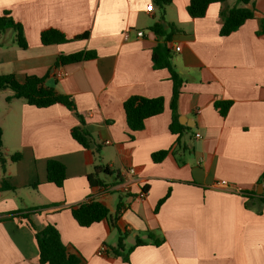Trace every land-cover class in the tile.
Wrapping results in <instances>:
<instances>
[{"label":"crops","instance_id":"1","mask_svg":"<svg viewBox=\"0 0 264 264\" xmlns=\"http://www.w3.org/2000/svg\"><path fill=\"white\" fill-rule=\"evenodd\" d=\"M188 3L173 0L164 9L165 22L180 29L168 44L183 79L173 112L171 74L152 61L153 49L163 44L150 29L160 19L152 0H0V16L9 12L27 42L21 48L12 28L0 35V76L46 77L48 86L70 96L111 172L100 174L106 186H90L99 159L73 139L79 120L64 105L7 102L13 92L0 91L7 158L4 169L0 163V264H40L35 231L17 215L26 213L38 229L55 225L84 264H264V0L241 5L254 18L226 37L220 35L222 4L192 19ZM51 28L69 39L89 36L43 45L41 32ZM83 50L97 57L57 64L61 54ZM60 71L68 75L58 77ZM133 95L162 97L165 109L130 138L124 102ZM217 101L232 102L226 116ZM173 117L181 135L171 132ZM161 150L171 152L155 163L152 155ZM14 153L22 155L17 162L9 158ZM50 159L66 167L61 188L47 181ZM89 198L117 216V228L107 220L89 227L76 222L71 206ZM149 232L164 242L153 245ZM121 234L127 249L138 238L148 242L129 262L111 253Z\"/></svg>","mask_w":264,"mask_h":264},{"label":"trees","instance_id":"2","mask_svg":"<svg viewBox=\"0 0 264 264\" xmlns=\"http://www.w3.org/2000/svg\"><path fill=\"white\" fill-rule=\"evenodd\" d=\"M153 5L160 9V19L151 26V30L163 40V44L158 45L153 49L152 61L156 69L166 68L171 74L173 82V97L171 108L176 111L177 102L181 93L183 79L179 72L175 69L172 62V52L168 44L172 41L174 34L179 33L180 29L175 24L166 23L164 20V9L170 5L173 0H152ZM228 0H189L187 5V13L192 19L205 17L207 10L212 4H222L220 11L222 26L220 35L222 37L229 36L231 33L241 28L248 20L254 18V11L241 5L248 4L250 0H238V5L228 6ZM8 28H12L15 33L17 44L21 48L27 47V42L24 36L23 27L20 23L15 22L9 12H5L0 16V35ZM264 33V24L263 30ZM86 32L83 35L69 39L66 35L57 29H46L41 32L40 38L43 45L63 44L72 40L88 38ZM97 57L95 51H79L72 54L58 56L57 64H70L81 61L94 59ZM9 89L13 92L12 95L6 98L7 102L13 99H22L27 104L37 108H47L55 104H62L68 110L72 111L79 120V124L72 128L71 135L85 149H94L99 159V166L95 173L88 175V181L91 187H104L106 183L100 177L101 173L111 174L107 166L102 164L100 154L101 147L94 144L93 136L87 128V123L84 117L78 112L75 102L70 96L60 94L54 87L46 84V77H38L34 75H26L19 78L15 74H7L0 76V91ZM231 101H217L216 109L222 116H226L230 107ZM165 109V100L162 97L148 98L138 95L129 97L124 102V110L129 129V137L133 138V134L144 129L145 121L153 116L163 113ZM173 134L181 135L183 128L177 125L174 120L170 125ZM180 137V136H179ZM179 139V138H178ZM180 142V141H178ZM3 147V131L0 127V163L2 168H5L7 158L2 153ZM171 152V150H161L153 153L152 159L155 163L162 162ZM20 153H14L9 156L10 160L17 162L21 159ZM67 179L65 165L56 159H50L47 162V181L55 184L57 187H63ZM170 190L167 195L161 199L155 212L157 213L161 205L169 197ZM72 215L76 222L82 227H89L95 223L107 220L112 228H117V216L111 214L109 208L101 201L89 198L81 203L71 206ZM21 218H26L30 227L35 231V239L39 251L40 264H84L85 258L73 246L66 245L62 239L57 227L53 224H47L42 229H38L30 219V214H17ZM149 240H152L153 245H161L164 239L156 240L152 232H149ZM125 234H121L116 247L112 248V254L116 257H122L125 262H129L130 253L139 246L146 245L148 242L137 239L134 246L126 248Z\"/></svg>","mask_w":264,"mask_h":264},{"label":"built area","instance_id":"3","mask_svg":"<svg viewBox=\"0 0 264 264\" xmlns=\"http://www.w3.org/2000/svg\"><path fill=\"white\" fill-rule=\"evenodd\" d=\"M137 34H138V36H143L144 33H143L142 31H139ZM177 50H180V49L178 48ZM67 75H68V73L65 72V71H60V72L57 74L58 77H65V76H67ZM197 136L200 137V134H198ZM130 173H135V170H134V169H131V170H130ZM221 185H223V186H225V187H228V186H229L228 182H226V181H222V182H221ZM144 196H145V192L142 191V192L140 193V197L143 198ZM106 250H107V249H106L105 247H102L101 250H100V254H104V253L106 252Z\"/></svg>","mask_w":264,"mask_h":264}]
</instances>
